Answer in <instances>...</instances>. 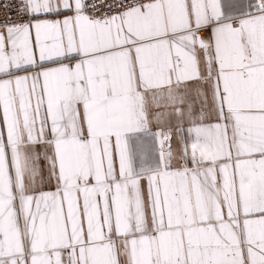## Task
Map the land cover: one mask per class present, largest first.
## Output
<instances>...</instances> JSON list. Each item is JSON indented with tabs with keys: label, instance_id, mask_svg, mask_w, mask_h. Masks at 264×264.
Returning <instances> with one entry per match:
<instances>
[{
	"label": "snow or ice",
	"instance_id": "1",
	"mask_svg": "<svg viewBox=\"0 0 264 264\" xmlns=\"http://www.w3.org/2000/svg\"><path fill=\"white\" fill-rule=\"evenodd\" d=\"M0 264H264V0H0Z\"/></svg>",
	"mask_w": 264,
	"mask_h": 264
}]
</instances>
